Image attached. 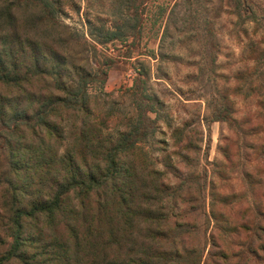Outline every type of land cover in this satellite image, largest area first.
I'll use <instances>...</instances> for the list:
<instances>
[{
    "label": "trees",
    "instance_id": "16d2710c",
    "mask_svg": "<svg viewBox=\"0 0 264 264\" xmlns=\"http://www.w3.org/2000/svg\"><path fill=\"white\" fill-rule=\"evenodd\" d=\"M182 1L193 10L181 24L188 21L193 33L212 35L201 0ZM113 2L119 15L115 28L89 26L77 41L65 25L53 38L16 28L14 11L29 6L37 25L59 30L60 0H0V264H248L244 252L221 245L212 232L202 258L188 224L172 219L168 204L188 203L189 191L166 183L167 175L149 166L143 152L157 133L161 105L147 91L150 71L143 63L132 66L121 127L108 132L107 118L114 110L104 116L99 95L106 96L113 62L101 53L92 68L84 50L115 43L133 48L146 21L157 32L162 28V41L178 22L173 10L179 5L176 0ZM241 4L237 0L234 14L244 20ZM125 57L133 56L128 51ZM260 76L264 82V70ZM92 86L98 95L89 92ZM208 104V121L229 128L236 123L226 104L213 109ZM171 134L173 154L186 159L195 145L182 129ZM169 162V156L162 159L165 167ZM213 198L209 210L215 224L231 234L237 235L238 228L248 231L252 244L257 242L247 250L254 256L250 264H264V217L254 228L249 221L234 225L217 205L226 197ZM260 207L254 208L258 216Z\"/></svg>",
    "mask_w": 264,
    "mask_h": 264
},
{
    "label": "rangeland",
    "instance_id": "374dc122",
    "mask_svg": "<svg viewBox=\"0 0 264 264\" xmlns=\"http://www.w3.org/2000/svg\"><path fill=\"white\" fill-rule=\"evenodd\" d=\"M60 2L55 20L59 30L49 24L37 25L36 13L29 6L14 11L17 30L53 38L65 25L76 33L78 41L89 26L113 30L117 25L119 15L110 5L113 0ZM176 2L179 5L173 12L178 22L169 27L162 41V28L157 32L156 26L146 21L133 48L125 47L128 43L97 45L95 51L86 48L83 55L92 68L100 63L101 53L113 62L103 88L106 96L99 95L104 116L114 110L107 118L109 133L121 127L120 120L126 115L132 66L143 63L149 67L147 91L161 104L160 120L153 142L143 152L149 166L167 175L166 183L182 185L189 191L188 203L179 202L174 208L168 204L172 219L188 224L187 229L199 241L202 258L212 232L221 245L224 242L233 252H244L250 264L254 256L247 250L249 246L255 249L257 242L252 244L251 234L242 228L237 229V235L221 230L210 216L209 205L216 202L213 195L226 197L225 204L217 205L229 214L234 225L249 221V228H254L256 219L264 217V82L260 76L264 70V0H242L239 13L244 20L234 14L237 0H201L212 35L206 31L193 33V23L188 21L181 24L180 19H189L187 12L193 9L188 10L185 1ZM128 51L132 58L125 57ZM152 52L155 59L151 58ZM89 92L98 95L93 86ZM207 101L209 109L226 104L236 123L229 128L224 122L208 121ZM174 129H182L195 145L186 159L173 154ZM168 156L169 167H165L162 159L165 162ZM257 204L261 205L262 216L254 210ZM260 256L264 259L262 252Z\"/></svg>",
    "mask_w": 264,
    "mask_h": 264
}]
</instances>
